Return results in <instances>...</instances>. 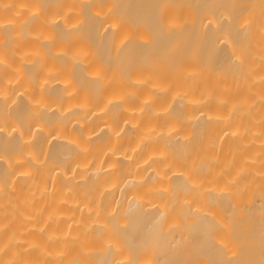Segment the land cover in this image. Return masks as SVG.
<instances>
[{
    "label": "bare ground",
    "instance_id": "1",
    "mask_svg": "<svg viewBox=\"0 0 264 264\" xmlns=\"http://www.w3.org/2000/svg\"><path fill=\"white\" fill-rule=\"evenodd\" d=\"M0 264H264V0H0Z\"/></svg>",
    "mask_w": 264,
    "mask_h": 264
}]
</instances>
